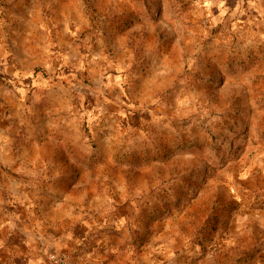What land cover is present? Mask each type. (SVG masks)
<instances>
[{"label":"rangeland","instance_id":"rangeland-1","mask_svg":"<svg viewBox=\"0 0 264 264\" xmlns=\"http://www.w3.org/2000/svg\"><path fill=\"white\" fill-rule=\"evenodd\" d=\"M62 2L34 83L0 0V153L55 156L0 161V264H264V0Z\"/></svg>","mask_w":264,"mask_h":264},{"label":"crops","instance_id":"crops-1","mask_svg":"<svg viewBox=\"0 0 264 264\" xmlns=\"http://www.w3.org/2000/svg\"><path fill=\"white\" fill-rule=\"evenodd\" d=\"M27 1H30V3L27 4L26 3ZM60 1L61 3H58L59 7L57 9L59 12L63 14L62 17L58 18V15H57V18H58L57 19L55 18V15L49 16L48 13L46 12V18L44 19L43 10L41 9L42 5L37 4L36 0H15L16 2L15 7L18 8L17 14L19 15V17L23 18V20L18 21V24L17 26H15V30L13 32L15 34L11 35L10 38L13 40L14 48L16 50H19V54H20V51L24 50L25 54L27 53V55L29 56V60L28 59L25 60L24 58H22V54H20L19 56V54L15 52L16 62H14V64L15 65L18 64L19 66L18 71H20V68L21 69L25 68L27 72L29 70L30 76L28 79H30L31 77V80L33 79L34 83H36L35 81L39 78L35 76L36 74H35L34 68L36 66H44L45 68H49L50 70H53V67L55 66V61L56 62L58 61V58L54 59V56L52 54V51L54 50L55 45L60 44L61 46V44L63 43L65 44L77 43L79 42V40H82L81 38H78L77 36H73L74 34L70 35L71 33L78 34L82 30L78 26L71 28V26L69 25V15L70 14L68 15V13L66 12V9L69 10V6L67 4H64L62 0ZM5 15L7 14L5 13ZM5 26H6V23L5 24L0 23V45L4 44L7 41V32H6ZM54 34H56L55 35L56 38L53 37ZM66 55L68 56V54ZM76 55H80V54L77 53ZM70 60H73L72 62L76 63V65L74 66H77V68H80L79 58L73 59L71 57ZM75 71L76 70L71 71V72L75 73ZM73 78H75V76H72V79ZM77 79H79V77ZM83 96L86 97L85 92H83ZM122 96L123 94L121 96L119 94L117 97L119 99L126 98ZM12 140L13 139H10V141ZM55 142L56 141H53L51 139L49 140L48 143L55 144ZM13 145H14L13 141L7 142L5 144L8 150L11 149ZM32 145L34 146L35 149L37 148L36 143H33ZM56 156H59V155L56 154ZM39 158L40 160L45 159L46 161H51L55 159V156H53V154L45 155V154H41L37 152H34L32 154L15 153V152L12 153L10 151L6 153L4 152L0 153L1 163L4 164L5 166L7 165L12 166L14 167L13 168L14 170H18V171H19V167L16 166L15 162L17 161L21 162L22 160H25V161L29 160L30 162H33V161H38ZM32 167H33V163H32ZM31 171L36 172V170H31Z\"/></svg>","mask_w":264,"mask_h":264}]
</instances>
